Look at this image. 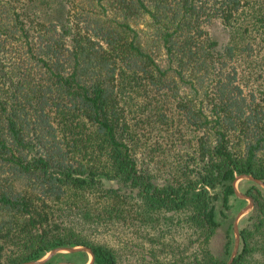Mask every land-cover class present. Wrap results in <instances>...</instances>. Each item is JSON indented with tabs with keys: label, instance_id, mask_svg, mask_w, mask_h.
<instances>
[{
	"label": "trees",
	"instance_id": "trees-1",
	"mask_svg": "<svg viewBox=\"0 0 264 264\" xmlns=\"http://www.w3.org/2000/svg\"><path fill=\"white\" fill-rule=\"evenodd\" d=\"M240 173L264 181V0H0V264H225ZM241 184L231 264H264Z\"/></svg>",
	"mask_w": 264,
	"mask_h": 264
},
{
	"label": "water",
	"instance_id": "water-1",
	"mask_svg": "<svg viewBox=\"0 0 264 264\" xmlns=\"http://www.w3.org/2000/svg\"><path fill=\"white\" fill-rule=\"evenodd\" d=\"M249 179L251 181H253L254 183H257L259 185H261L264 188V181L258 177L253 176L250 173H240L237 174L235 176V178L232 181V185L234 188L235 193L237 194L238 197L241 198H245L247 199V203L246 205H244L243 207H241L235 217H234V221H233V230H234V244H233V248L232 251L230 253V256L228 258V260L226 261L225 264H231L234 257L237 254L239 245H240V224H239V220L240 217L245 214L246 212H248L252 206H253V200L252 198L246 194L243 191H240L237 187V181L238 179ZM87 251L90 255V259L88 262L84 263V264H92V262L94 261V253L92 251V249L86 245H71V246H56L53 247L52 249H50L45 255L38 257V258H34V259H29L26 260L24 262H21L19 264H42L44 262H46L47 260H49L51 257H53L56 253L60 252V251H68V252H74V251ZM68 262H58L57 264H66ZM70 264H78V263H74V262H69Z\"/></svg>",
	"mask_w": 264,
	"mask_h": 264
},
{
	"label": "rangeland",
	"instance_id": "rangeland-1",
	"mask_svg": "<svg viewBox=\"0 0 264 264\" xmlns=\"http://www.w3.org/2000/svg\"><path fill=\"white\" fill-rule=\"evenodd\" d=\"M244 178H241V179H238V181H237V187H238V189L240 190V191H243L242 190V187H243V184H241L240 186L238 185V183L241 181V180H243ZM246 203H247V199H245V198H241L240 197V200L237 202V203H234V209H236V213H237V211L241 208V207H243L244 205H246ZM236 213H235V215H236ZM244 215V214H243ZM242 215V216H243ZM241 216V217H242ZM235 217V216H234ZM241 217H240V219H241ZM233 221H234V219H233ZM239 224H240V220H239ZM240 228H241V226H240ZM234 244V243H233ZM62 252H68V251H60V252H58V253H62ZM87 252V251H86ZM47 253V252H46ZM45 253V254H46ZM88 253V252H87ZM44 254V255H45ZM57 254V253H56ZM55 254V255H56ZM230 256V255H229ZM89 259H90V255H89V253H88V260H87V262L89 261ZM60 262H63V261H60Z\"/></svg>",
	"mask_w": 264,
	"mask_h": 264
}]
</instances>
